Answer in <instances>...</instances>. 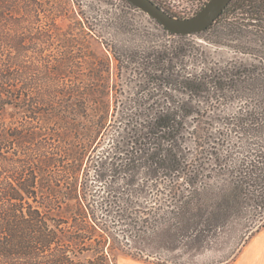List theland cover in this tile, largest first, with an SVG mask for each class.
Masks as SVG:
<instances>
[{
	"label": "trees",
	"instance_id": "1",
	"mask_svg": "<svg viewBox=\"0 0 264 264\" xmlns=\"http://www.w3.org/2000/svg\"><path fill=\"white\" fill-rule=\"evenodd\" d=\"M115 1L126 13L142 12ZM39 4L0 0V264H115L114 250L153 264H186L167 253L235 220L243 222V235L259 231L264 50H256L258 63L211 67L189 37L208 42L203 34L218 26V33H253L264 42V0H230L207 29L188 35L149 16L162 38L128 28L116 11L94 17L141 41L105 45L118 73L127 72L137 87L112 108L105 62L91 60L96 72L86 75L77 59L44 57L59 41L43 26L58 16L48 19Z\"/></svg>",
	"mask_w": 264,
	"mask_h": 264
},
{
	"label": "rangeland",
	"instance_id": "2",
	"mask_svg": "<svg viewBox=\"0 0 264 264\" xmlns=\"http://www.w3.org/2000/svg\"><path fill=\"white\" fill-rule=\"evenodd\" d=\"M35 1L40 3L39 7L44 12L47 11L45 14L46 16L47 14L51 16H47L48 19L51 18L52 20L58 16L54 20V24H52L53 22H50V24L47 21L49 24L46 22L47 24L43 26L45 29L54 30L59 41L58 43H54L52 48L49 49L46 47V50H43L44 57L50 55L49 58L52 59L53 63H55L57 55H61L63 60L66 61L69 59H77L82 65V73L86 75L91 74L90 71L96 72V70L90 68L91 60H96L97 62H95L97 64H99V61L105 62L108 69V72H105V76L107 75L109 82L108 90L110 102L108 106L111 108L115 105L113 101H116V99L126 101V96L136 91L137 87L132 76L130 77L127 72L118 73L116 61L111 54V48L105 45H122L125 43L131 45L133 43H140L141 41L138 39V36L136 37L132 32L121 31L114 34L110 27L103 26V22L95 21L94 17H97L99 20V18H105V12L116 11L126 19L125 22H127L126 25L128 28L133 29L135 32L136 29H138L140 33H153L156 37H161L163 32L145 12L126 13L115 0ZM163 2L171 11L185 18L192 17L196 14L204 3L203 0H163ZM82 19L87 20L88 24L92 25L91 29L86 26L87 24H85V27H81V25L78 24V21ZM217 27L218 26H213L208 32L203 34L208 37V42L204 41L201 36L196 34L189 37L197 42L196 45L206 50L208 59L212 61L209 64L211 67H218V65L222 66L226 62L232 60L258 63V55H260V53L256 50H264V42L262 40H257L256 37L252 35L253 33L248 35L249 37L245 39L233 38L225 30L224 34L216 32ZM255 28L254 26L248 27L250 31H254ZM216 40H219L220 43H216ZM33 46L36 52H39V50L43 48L40 42ZM96 67L98 66L96 65ZM204 105L208 106L206 103L199 104V106ZM234 105H236V103L229 104L228 107L231 108ZM109 110L112 111L111 109ZM111 131L112 130L109 129L106 133H110ZM104 140H107L106 136ZM92 157L95 159L97 155H92ZM86 165L88 167L89 163ZM244 222L249 227H253L254 225V221L250 222L248 219ZM243 231H245L243 229V222L237 220L231 221L218 231L209 233L204 241L194 242L185 250L179 249L173 252V254H167L186 264H208L216 259H221L224 255H232L231 257H234L248 237L251 236L248 234L243 235ZM133 251L137 250L133 249ZM112 256L114 257L115 264H153L152 259H135L122 250H114Z\"/></svg>",
	"mask_w": 264,
	"mask_h": 264
},
{
	"label": "water",
	"instance_id": "3",
	"mask_svg": "<svg viewBox=\"0 0 264 264\" xmlns=\"http://www.w3.org/2000/svg\"><path fill=\"white\" fill-rule=\"evenodd\" d=\"M132 5L157 20L167 31L175 34H194L207 29L219 17L230 0H208L192 17L170 16L152 0H127Z\"/></svg>",
	"mask_w": 264,
	"mask_h": 264
},
{
	"label": "crops",
	"instance_id": "4",
	"mask_svg": "<svg viewBox=\"0 0 264 264\" xmlns=\"http://www.w3.org/2000/svg\"><path fill=\"white\" fill-rule=\"evenodd\" d=\"M226 264H264V226L251 235Z\"/></svg>",
	"mask_w": 264,
	"mask_h": 264
},
{
	"label": "flooded vegetation",
	"instance_id": "5",
	"mask_svg": "<svg viewBox=\"0 0 264 264\" xmlns=\"http://www.w3.org/2000/svg\"><path fill=\"white\" fill-rule=\"evenodd\" d=\"M226 7H227V6H226ZM226 7H225V8H226ZM225 8H224V9H225Z\"/></svg>",
	"mask_w": 264,
	"mask_h": 264
}]
</instances>
